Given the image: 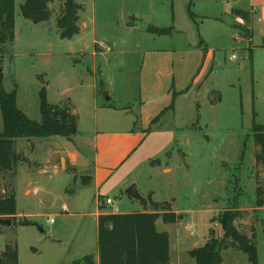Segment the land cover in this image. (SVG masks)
<instances>
[{"label":"rangeland","instance_id":"374dc122","mask_svg":"<svg viewBox=\"0 0 264 264\" xmlns=\"http://www.w3.org/2000/svg\"><path fill=\"white\" fill-rule=\"evenodd\" d=\"M64 1L50 5L49 21L34 23L22 15L25 0H16L15 36L2 51L0 72L6 91L17 88L18 107L35 121L42 120L43 88L50 104L73 106L79 118L78 143L95 130V96L105 101L112 94L115 103L129 102L138 113L143 97L138 85L144 49L132 50L139 37L123 29L124 20L116 6L104 14L100 0H95L89 11L92 16L96 8L95 25L76 37L63 39L57 18ZM178 5L176 23L171 22L173 33L154 37L155 45L171 42L177 49L175 63L181 71L176 82L180 84L189 73L186 81L191 86L188 93L177 97L176 110L155 126L180 128L171 136L170 144L153 128L144 143L155 157L139 166L129 179H134L143 196L151 193L155 202L166 203L180 217L175 223L157 220L158 230L170 237L171 264H196L189 252L203 246L211 230L221 237L222 213L234 207L242 210L235 225L250 237L256 231L259 264H264V207H256L257 185L264 189V166L256 163L253 135L254 123L264 126V53L254 62L250 54L248 57L234 47L236 40L223 0L215 6L184 0L182 11ZM214 15H219L220 21L213 19ZM254 17L251 9L233 10L232 23L244 44L251 38ZM94 26L95 31L91 30ZM180 28L182 32L177 31ZM94 39L99 44L95 45ZM94 51L99 54L93 55ZM71 139L54 136L36 143L26 138L17 141V209L32 223L21 224L25 217H16L10 225L0 223V251L7 244L17 246L19 264H90L83 258L97 248L94 193L78 177L90 170L79 171L65 157L59 159L74 146ZM10 181L0 173V188ZM101 196L105 203L108 196L113 200V204H105L109 213L143 208L139 200L124 190L110 189L108 183ZM63 203L69 210L63 209ZM155 206L147 203L144 207L155 210ZM85 213L91 214L85 217ZM221 254L222 264H252L238 249L228 248ZM90 258L94 264L93 256Z\"/></svg>","mask_w":264,"mask_h":264},{"label":"crops","instance_id":"0c3cea01","mask_svg":"<svg viewBox=\"0 0 264 264\" xmlns=\"http://www.w3.org/2000/svg\"><path fill=\"white\" fill-rule=\"evenodd\" d=\"M184 0H100V7L102 12L108 15L112 8L117 7L120 10L121 21L124 20L123 29L130 33L133 37H139L140 41L135 42V48L144 49V62L141 67V77L139 82V92L143 95L139 102L138 113L132 108L130 103L117 104L113 101L114 95L110 94L109 100L99 101L98 96H95L93 102V116L95 130L92 135H88L82 142L76 143L77 134L72 140L74 146L61 153L59 159L64 157L70 161L71 166L79 171L90 170L87 175L78 176L82 178V184L93 190L94 196V212L92 215L96 221V239L97 248L92 252L94 264H100L98 235H99V216L100 214L109 213L105 207V200L102 198V189L108 183L110 189L125 191L130 184L134 183L131 175L142 164L150 161L155 157L152 151H147L145 141L149 132L153 128L161 131L160 135L165 136L167 143H172L171 136L177 135L179 126H155L161 124L162 119L172 111L176 110L177 97L180 93L189 92V83L186 81L187 75L181 79L180 84L176 82L179 73V68L176 66L177 49L170 45H155L157 41L154 37L161 35L149 32L138 25L139 21H143L149 25L158 28L172 27V20L176 23V9L182 11V2ZM221 0H196L197 5L207 4L215 6ZM83 9L79 14L78 24L80 26V33L88 31L90 25L96 22V8L94 14L91 16L90 8L94 5L95 0H79ZM89 5V6H88ZM224 12L230 17V26L233 28V37L236 40V49H241L246 55L250 54V58L257 60L258 54L264 53V0H223ZM236 9H251L254 14L252 25L251 38L247 44L240 42L237 27L233 26V10ZM201 11V9L199 8ZM203 14V13H202ZM221 14V13H219ZM172 16V17H171ZM219 15H214L213 19H218ZM108 19V18H105ZM194 19V18H193ZM222 20V19H221ZM103 22V19L101 20ZM220 21V19H218ZM128 22H132L131 25ZM170 25V26H169ZM95 31V26L91 28ZM183 29H177L182 32ZM174 31V29H173ZM239 35V36H238ZM74 36V37H76ZM167 36V35H166ZM134 40V39H133ZM95 45L99 44L96 39L93 42ZM102 47L105 45L101 42ZM111 51V47H107ZM101 50V47L99 48ZM101 53V52H100ZM99 54L94 51L93 55ZM207 57V56H206ZM183 68V67H181ZM180 68V69H181ZM188 69V67H186ZM181 73V71H180ZM186 74V73H185ZM196 75L195 79L198 78ZM173 86L175 90L173 89ZM186 88V89H184ZM184 89V90H183ZM174 90V91H173ZM179 90V91H178ZM174 94L175 97H174ZM108 95V93H105ZM150 97V99L147 98ZM173 105L171 106V104ZM162 114L156 122L153 119ZM190 127V124L185 126ZM164 128V129H163ZM30 140V139H28ZM19 141V139L17 140ZM33 143H36L33 142ZM16 169V176L18 174ZM16 182V179H14ZM130 182V183H129ZM16 184V183H15ZM16 191V185H15ZM29 190L26 191V193ZM109 197V196H108ZM107 197V198H108ZM72 197L68 201H72ZM57 201L54 202L56 204ZM160 203V202H159ZM66 210H69V206ZM135 209L134 211H115V213H130V212H153L151 208ZM18 211V209H17ZM91 213H85L88 217ZM18 217H27L21 213H17ZM162 219V218H160ZM159 220V219H158ZM158 225V221L156 223ZM171 243V241H170ZM89 254L85 255L88 256ZM84 256V257H85ZM74 262V261H73ZM72 262V263H73ZM171 264V261H170Z\"/></svg>","mask_w":264,"mask_h":264},{"label":"trees","instance_id":"16d2710c","mask_svg":"<svg viewBox=\"0 0 264 264\" xmlns=\"http://www.w3.org/2000/svg\"><path fill=\"white\" fill-rule=\"evenodd\" d=\"M56 0H25L21 5L22 15L34 23L47 22L52 17L50 5ZM15 2L16 0H0V63L5 45L14 39L15 33ZM83 9L79 0H65L63 10L57 18V26L63 39H71L80 33L79 14ZM191 18L195 14L189 9ZM129 25L132 22H128ZM147 30L157 35H171L172 27L158 28L149 25ZM4 77L0 72V108L3 120V130L0 132V173L11 180L0 188V223L3 220H14L17 216V199L14 179L20 162L17 150L18 139H38L64 136L71 139L78 132V115L73 106L50 104L47 91H40L41 121L28 117L17 104V88L8 92L4 87ZM17 86V84H15ZM176 94H174L175 97ZM220 99V96L218 98ZM214 99L212 102H214ZM173 103L171 104V106ZM153 119L159 120L160 116ZM254 141L257 147L255 160L264 166V126L253 125ZM256 207H264V189L256 188ZM153 212L104 213L99 216L98 247L100 264H170V237L168 232L159 231L157 220L162 218L165 223H175L180 217L169 210L166 203H158ZM242 215L238 207L226 209L220 218L223 229L221 237L210 231L209 238L199 248L191 250L190 255L196 264H222V251L234 248L245 252L252 264H259L258 249L255 243L256 231L250 237L242 232L235 221ZM21 224H31L27 218L20 220ZM91 255L83 261L91 264ZM81 262L74 261L73 264ZM0 264H19L18 247L7 244L0 251Z\"/></svg>","mask_w":264,"mask_h":264},{"label":"water","instance_id":"95a60500","mask_svg":"<svg viewBox=\"0 0 264 264\" xmlns=\"http://www.w3.org/2000/svg\"><path fill=\"white\" fill-rule=\"evenodd\" d=\"M138 25L140 27H142L143 29H147L148 24L143 22V21H139ZM1 71V68H0ZM107 100L110 99V97H106ZM126 194H128L130 197L139 200L142 205H146L147 203H150L152 206H155L158 204V202H155L153 200V195L150 193L147 196H143L139 190L137 189V186L135 183H132L126 190H125ZM3 223L10 225L12 223V220L7 219V220H3ZM41 231H43V229L41 228Z\"/></svg>","mask_w":264,"mask_h":264},{"label":"built area","instance_id":"2783aa9c","mask_svg":"<svg viewBox=\"0 0 264 264\" xmlns=\"http://www.w3.org/2000/svg\"><path fill=\"white\" fill-rule=\"evenodd\" d=\"M106 203H107V204H113V200H112V198L108 197V198L106 199ZM63 209L66 210V209H67L66 206H63Z\"/></svg>","mask_w":264,"mask_h":264}]
</instances>
